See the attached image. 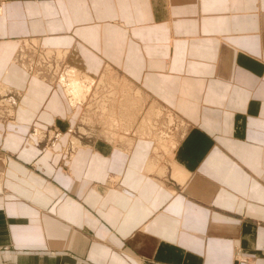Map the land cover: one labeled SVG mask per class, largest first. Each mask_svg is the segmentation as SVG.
I'll use <instances>...</instances> for the list:
<instances>
[{
    "label": "crops",
    "instance_id": "crops-1",
    "mask_svg": "<svg viewBox=\"0 0 264 264\" xmlns=\"http://www.w3.org/2000/svg\"><path fill=\"white\" fill-rule=\"evenodd\" d=\"M9 3L0 40L47 36L183 124L161 177L151 137L88 131L72 148L61 88L2 52L24 95L0 130V263L264 264V0ZM35 128L59 133L53 146L30 143Z\"/></svg>",
    "mask_w": 264,
    "mask_h": 264
},
{
    "label": "bare ground",
    "instance_id": "bare-ground-1",
    "mask_svg": "<svg viewBox=\"0 0 264 264\" xmlns=\"http://www.w3.org/2000/svg\"><path fill=\"white\" fill-rule=\"evenodd\" d=\"M1 27H0V32H1V29L3 28ZM15 46H16V42L11 41V40H9L7 43H2L0 46V54L2 52H12ZM19 48L23 50L21 54L22 58L19 57L20 60L19 59L17 60L15 59V57L18 58V56L14 55L13 56L14 62L12 61L11 62L16 65H17V62H20L23 70L26 68H28L29 70V67L34 66V61L30 60V63L33 62L31 63V65L30 64L27 65V63L25 62L26 59L28 58V52L32 51L33 49L35 50V52L37 51L39 52L41 50L40 55L42 59L40 63L41 65L44 64L43 66L45 68L46 66H49V69L53 71L54 66L52 65L51 62L56 63L57 67L54 70V72L57 75L54 76L51 84L61 88L63 95L65 96L68 104L70 105L73 113L75 112L80 113V111L82 113L83 112L82 106L89 104L87 105V111H85L86 114H83L81 117L83 118L82 119L83 124H85L86 122L85 124L86 127L81 126L80 129L78 128L79 130H81V132L87 133L88 125H94L96 121H98V119H102L105 125L107 124L108 130L106 131L110 135L117 134L116 130L118 129H123V130L125 129V130L130 131L129 127L133 126V122L136 121L135 117L136 115L138 116L140 114L141 107H142V104H140V101H139L140 99L139 95L141 96L140 86H138L139 89L135 90V86L132 83H130L131 81L129 83L127 81L126 82H123L121 80L120 82L117 81V79H115L114 77L115 76L114 74L118 75L117 72L108 66H106V68L104 69L105 72L103 74L97 73V75H93L88 71H85V70L82 71L79 68L74 66L75 61L71 63V60H69V56H68V53L70 50L69 48H66L63 46L61 47L59 45L50 46L46 43V40L41 41L37 37H31V38L26 37L23 41L19 42ZM1 62L2 61L0 60V70L3 69V71H5L8 74L7 69H6L7 68L6 64L4 62L2 63ZM40 67L42 66H39V68ZM43 72L39 71V74L36 73V76L35 78H33V81L40 83V84H47L46 80L39 79V78L46 79V77H44L43 75L44 74ZM7 79L8 78H6V80ZM7 83H8V80H7ZM9 90H12V89H10V87L7 86L6 84L1 83L0 85V95L1 96L6 97ZM94 90L95 91L97 90V92L94 93ZM105 90H108V95L106 96L107 97L106 101H103V99L101 98V94H103ZM93 97L95 98V100L99 99V101L96 102V105L97 106L99 105L97 109L95 108L94 103H92L94 101ZM90 99L93 101L89 102ZM3 101L5 102V100H2L0 102L4 104ZM6 101H9V98ZM5 108L6 109L0 114V117L5 116L6 113H8L10 119L12 118L11 120H13V118L16 116L15 112L13 113V110L11 111L9 109V108L11 109L13 108L12 101H9V103L7 104ZM163 110L168 113L167 115L169 118L168 123L165 126L166 127L170 125L172 126L174 123V120L177 119V117L170 110L168 109L167 110L163 109ZM97 114H99V116ZM161 114H163L161 113V111H158L157 113H155L156 119L158 118L157 116ZM93 120H94V123H93ZM124 126H127L128 129L123 128ZM159 126L160 125H158L157 122L154 123V121H151V119H149L147 122H143V128L141 127V129L138 132L135 130H132L131 133L134 132L136 135H140V136H143V134L144 135L148 134V137L149 136L155 137V140L157 141V146L153 149V153H155L154 155L155 157L154 159L147 160L148 167L146 168V172L150 171L151 173L157 174L158 176L161 177V176H164L166 172L164 162H166L167 159L172 160L173 148L175 146L176 141H174V135L168 133L167 131L165 132L159 131ZM79 130H78L79 137L78 136L72 137L69 143L72 148L81 144L80 136H86V134L81 133ZM36 131L38 132L39 130L36 129ZM153 131H155V133ZM38 133L40 136L42 135V133L40 132ZM107 133L105 132L103 134L106 135ZM50 134H51L50 136L53 135L52 132ZM109 139H111V137H109ZM127 142H128L127 144L130 145L133 141L132 139H128ZM159 152L166 155L164 162H161Z\"/></svg>",
    "mask_w": 264,
    "mask_h": 264
},
{
    "label": "rangeland",
    "instance_id": "rangeland-1",
    "mask_svg": "<svg viewBox=\"0 0 264 264\" xmlns=\"http://www.w3.org/2000/svg\"><path fill=\"white\" fill-rule=\"evenodd\" d=\"M13 0H0V22L2 21L3 22V24H2V22L0 23V27L2 28L1 29V32H3L2 30L4 29V14H5V9H6V6H4V5H7L9 2H12ZM7 3V4H6ZM10 4V3H9ZM0 32V33H1ZM26 37H28V38H31V37H36L35 35H27V34H25V35H23V36H21L20 38H18L17 39V41H16V48H14L13 50H12V52H10V53H12L11 54V58H10V60L12 61V62H14V59H13V56L14 55H16V56H18V58H16L15 57V59H19V57L20 58H22V56H21V54H22V52H23V50L21 49V48H19V42L20 41H23ZM37 38H39L41 41L42 40H46L47 39V36L45 37V36H43V37H37ZM1 41H3L2 43H7L6 41L7 40H0V42ZM9 41V40H8ZM12 41V40H11ZM62 47V46H61ZM22 50V51H21ZM40 50V49H39ZM41 51V50H40ZM40 51L37 53V52H35V50L33 49L32 51H30V52H28V58L26 59V63H27V65H31V63H33V62H31L30 63V60L31 61H34V66H31V67H29V70H28V68H26V69H24L25 71V73L26 74H28L32 79L33 78H35V76H36V73L37 74H39V71L40 72H43L44 74V77H46V79H43V78H39V79H41V80H46L47 81V84H50V85H53V84H51L52 83V79L54 78V76H56L57 74L54 72V70L56 69V67H57V65H56V63L55 62H51L52 63V65L54 66V70L52 71L51 69H49V66H46V68L43 66L44 64H42L41 65V59H42V57H41V55H40ZM18 53V54H17ZM30 53V54H29ZM16 60V61H17ZM20 60V59H19ZM18 63H19V65H18ZM37 63V64H36ZM17 66H20L21 67V64H20V62H17ZM38 66V67H37ZM39 66H42V67H40L39 68ZM22 68V67H21ZM31 68V69H30ZM35 68H37V69H35ZM106 68V67H105ZM104 68V69H105ZM100 70V71H98V73H100V74H103L104 72H105V70ZM51 70V71H50ZM102 71V72H101ZM7 72H8V74H9V71L7 70ZM34 74H33V73ZM30 73V74H29ZM3 73L2 72H0V85H1V83H3V84H6L7 86H9L10 87V89H12V88H14L13 86H11V85H9L8 83H7V80L9 79V76H8V74H4V75H2ZM5 75H7L6 77H5ZM14 75V74H13ZM49 75V76H48ZM115 76V79H117V81H119L120 82V80L121 81H123V82H126V80L125 79H123V78H121V76H119V75H116V74H114ZM15 76V75H14ZM6 78H8L7 80H6ZM43 82V81H42ZM134 85V84H133ZM135 86V90L136 89H139V87L138 86H136V85H134ZM12 87V88H11ZM17 88V87H16ZM20 92V93H19ZM18 92V94H15V95H13V93H12V91L11 90H9L8 91V94L6 95V97H3V96H1L0 95V101H2V100H5V102L3 101V103L4 104H2L1 102H0V114L6 109L5 107L7 106V104L9 103V101H12V106H13V108L11 109V108H9L11 111L13 110V113H14V111H15V108H14V106L16 105V98L18 97H23V95H24V93L22 94L21 93V90ZM95 92H97V90L95 91L94 90V93ZM141 96L139 95V101H140V104H142V107H141V111H140V114L137 116L136 115V121H134L133 122V126L132 127H129V129H130V131H128V130H123V129H118V130H116V133H117V135H114V136H112V137H115V136H118V134L121 132V131H125V132H129V134L131 133V131L132 130H135V131H139L140 129H141V127L143 128V122H147L149 119H151V121H154V123H158V125H160L159 126V131H162V132H165V131H167L168 133H170V134H172V135H174V141H176V139L179 137V128H180V122H179V120L178 119H175L174 120V123H173V125L171 126H168V127H166L165 125L168 123V113L166 112V111H164L163 109H162V107L161 106H158V105H155L154 103H152L153 101H151V100H149L148 99V96L146 95V93L145 92H143V90L141 89ZM140 94V93H139ZM95 95V94H94ZM108 95V90H105V92L103 93V94H101V98L103 99V101H106V99H107V96ZM9 98V101H6L7 99ZM94 100V101H93ZM93 100H89V102H91V101H93L92 103H94V105H95V108L97 109V107L99 106H97L96 105V102L97 101H99V99H97V100H95V98L93 97ZM7 103V104H6ZM106 103H108V102H106ZM87 105H89V104H86V105H83L82 106V110H83V112L81 113V111H80V113H81V115H80V113L79 112H76V117H77V120H76V122H77V125H76V127L74 126V127H72L71 128V132L69 133L68 132V137H69V143H70V141H71V139H72V137H76L77 135L76 134H79L78 133V130L80 129V127L81 126H85V124H86V122H85V124H83V122H82V119L83 118H81L82 117V115L83 114H86V112L85 111H87ZM159 107V108H158ZM94 108V109H95ZM158 111H161V113H163V114H161V115H159V116H157L158 118L156 119V117H155V113H157ZM80 115V116H79ZM98 116H99V114H97ZM84 117V116H83ZM176 118V117H175ZM12 119V118H11ZM11 119H10V117H9V115H8V113H6V115L5 116H2V117H0V130H3V129H5L6 128V126L5 125H8L9 124V126H10V122H11ZM97 119V118H96ZM93 123H94V120H93ZM5 126V127H4ZM105 126H106V128H105ZM86 127V126H85ZM79 128V129H78ZM123 128H127L128 129V127L127 126H124ZM7 129H9V128H7ZM36 129H38L39 131L38 132H40V133H42V135L40 136L39 135V133L36 131ZM106 130H108V126H107V124L105 125V123H104V121L102 120V119H98V121H96V123L94 124V125H88V127H87V133H88V131H91L92 133H94V134H97V135H101V134H103V133H105V132H107ZM35 131H36V133H35ZM35 131H33L32 130V135L36 138V139H33V138H31V141H30V143H32V142H34L35 140L37 141V142H42L43 144H46V145H49V146H53V144L55 143V140L58 138V135H59V133H57V132H54V131H50V133L52 132L53 133V137L54 138H52V137H49L50 136V134L48 135V132L46 131V130H44L45 131V133L42 131H40V129L39 128H35ZM74 131H75V133H74ZM80 132H81V130H79ZM109 131H111V130H109ZM118 131H120V132H118ZM2 132H4V130L2 131ZM142 132V131H141ZM154 133H155V131H153ZM81 133H83V132H81ZM83 134H86V133H83ZM89 134H90V132H89ZM138 134V133H137ZM122 135V134H121ZM130 136V135H129ZM127 137V140H126V142L128 141V139H131L132 137ZM143 137H148V134H146V135H144L143 134ZM149 137H151L153 140H154V142H155V144H154V147H153V149L157 146V141L155 140V137L154 136H149ZM91 138H94V136L92 135L91 136ZM116 139V138H115ZM114 140V139H113ZM1 142V141H0ZM128 143V142H127ZM71 146V145H70ZM153 154V155H152ZM152 154L150 155V157H149V159L151 160V159H154V155H155V153H153L152 152ZM3 155H2V153H0V158L2 157ZM159 156H160V158H161V162H164V160H165V158H166V155H164L163 153H160L159 152ZM157 157V156H156ZM158 158V157H157ZM148 159V160H149ZM62 161H63V159H62ZM62 163V162H61ZM64 164V163H63ZM61 165V164H60ZM239 250V249H238ZM241 252V251H240ZM238 252L236 251V255H238L237 254ZM242 253V252H241ZM235 255V256H236ZM239 261H241L242 259H238ZM244 261V260H243ZM4 263H8V264H11L10 262H7V261H3ZM3 262H1L0 264H3Z\"/></svg>",
    "mask_w": 264,
    "mask_h": 264
},
{
    "label": "built area",
    "instance_id": "built-area-1",
    "mask_svg": "<svg viewBox=\"0 0 264 264\" xmlns=\"http://www.w3.org/2000/svg\"><path fill=\"white\" fill-rule=\"evenodd\" d=\"M3 264H8V263H4V262H3Z\"/></svg>",
    "mask_w": 264,
    "mask_h": 264
}]
</instances>
